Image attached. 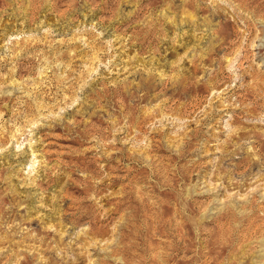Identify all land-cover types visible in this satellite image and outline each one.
I'll use <instances>...</instances> for the list:
<instances>
[{
    "label": "rangeland",
    "instance_id": "obj_1",
    "mask_svg": "<svg viewBox=\"0 0 264 264\" xmlns=\"http://www.w3.org/2000/svg\"><path fill=\"white\" fill-rule=\"evenodd\" d=\"M0 264H264V0H0Z\"/></svg>",
    "mask_w": 264,
    "mask_h": 264
},
{
    "label": "bare ground",
    "instance_id": "obj_2",
    "mask_svg": "<svg viewBox=\"0 0 264 264\" xmlns=\"http://www.w3.org/2000/svg\"><path fill=\"white\" fill-rule=\"evenodd\" d=\"M252 11H253V10H252ZM185 76H186V75H185ZM180 81H181V80H180ZM160 83H162V82H160ZM183 83H184V81H182L180 84L182 85ZM186 83H187V82H186ZM186 83H185V84H186ZM185 84H184V87L186 86ZM178 85H179V84H178ZM168 99H169V98H168ZM178 104H179V103H178ZM114 155H115V154H114ZM105 167H106V166H105ZM109 187H110V186H109ZM102 214H103V213H102ZM104 217H105V216H104ZM98 218H99V217H98ZM94 219H95V221H96L97 218H94ZM93 221H94V220H93ZM95 221H94V222H95ZM97 224H98V223H97ZM96 227H97V226H96ZM91 229H92V228H91ZM96 231H98V230H95V232H96ZM104 231H105V230H104ZM95 232H94V233H95Z\"/></svg>",
    "mask_w": 264,
    "mask_h": 264
}]
</instances>
